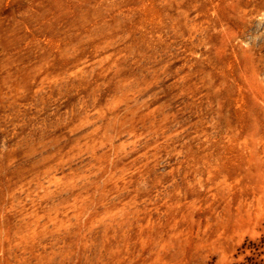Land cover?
I'll list each match as a JSON object with an SVG mask.
<instances>
[{
    "label": "rangeland",
    "instance_id": "obj_1",
    "mask_svg": "<svg viewBox=\"0 0 264 264\" xmlns=\"http://www.w3.org/2000/svg\"><path fill=\"white\" fill-rule=\"evenodd\" d=\"M0 264H264V0H0Z\"/></svg>",
    "mask_w": 264,
    "mask_h": 264
},
{
    "label": "trees",
    "instance_id": "obj_2",
    "mask_svg": "<svg viewBox=\"0 0 264 264\" xmlns=\"http://www.w3.org/2000/svg\"><path fill=\"white\" fill-rule=\"evenodd\" d=\"M250 249H252V250H254V251H257V250H258L257 246H256V245H254V244H252V246H251V248H250Z\"/></svg>",
    "mask_w": 264,
    "mask_h": 264
}]
</instances>
